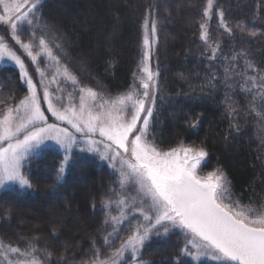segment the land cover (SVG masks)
Instances as JSON below:
<instances>
[{
  "label": "trees",
  "instance_id": "obj_1",
  "mask_svg": "<svg viewBox=\"0 0 264 264\" xmlns=\"http://www.w3.org/2000/svg\"><path fill=\"white\" fill-rule=\"evenodd\" d=\"M206 2L41 0V14L60 35L70 65H82L87 75L98 79L110 94L118 95L128 90L133 73L138 71L143 56L144 18L152 11L159 23L151 62L160 72L153 142L163 151L181 144L204 148L208 155L199 172L207 175L223 170L241 203L261 210L264 119L256 114L260 111L259 100L253 111L249 107L251 94L241 89L244 77L234 76L233 87L226 88L223 73L231 63L237 64L236 71H242L246 61L264 70V0H215L214 10L223 11L232 29L229 35L213 10L208 34L209 43L221 45L216 60L208 59L210 49L206 50L208 46L201 39ZM237 53L243 55L233 61L231 57ZM212 74L217 77L212 81L216 86L209 88L206 84ZM26 93L19 70L0 63V108L14 105ZM229 104L238 114L229 116ZM234 123H238L239 132L232 127ZM62 159L57 148H41L29 170L33 187L21 190L13 186L0 191V241L23 248L25 244L19 237H38L35 246L52 252L53 264L61 254L69 264H82L91 256L93 238L97 245L100 242L101 202L115 188L117 174L95 155L74 149L73 162L66 168L64 179L57 182L56 170ZM50 203L55 204L53 213L49 210V215L41 214L40 210ZM28 212H37L39 218L29 217ZM20 220L25 222L22 227L16 223ZM53 228L56 236L52 235ZM181 247L183 238L175 232L166 237L153 236L145 243L141 258L149 264H176ZM179 259L183 264H193L186 256Z\"/></svg>",
  "mask_w": 264,
  "mask_h": 264
},
{
  "label": "snow or ice",
  "instance_id": "obj_2",
  "mask_svg": "<svg viewBox=\"0 0 264 264\" xmlns=\"http://www.w3.org/2000/svg\"><path fill=\"white\" fill-rule=\"evenodd\" d=\"M212 8L213 0H207L205 17L210 18ZM219 17L220 26L231 35L232 29L224 20L223 11H219ZM42 19L41 0H0V25L7 26L11 39L37 65L35 72L41 77L42 89L41 95L21 55L0 36V61L7 58L18 65L28 89V94L18 103L6 106L0 113V189L14 185L21 190L31 189V163L49 140L55 141L64 152L56 170V181L63 180L66 168L73 162L74 146L83 143L79 152L98 154L101 160L108 161L118 177L115 181L118 189H110L108 198L101 202L105 212L103 242L97 247V240L93 238L89 248L91 256L84 264H149L140 259L145 243L152 236L166 237L173 232L183 238L176 264H183L179 259L182 256L198 264L202 258L218 264H264V204L261 210L243 205L221 169L199 174L198 167L208 155L204 148L181 144L163 151L153 142L160 88L159 68L153 71L149 63L159 23L153 12L149 11L144 18L143 56L128 90L109 99L92 88L80 87L78 105L71 93L67 96L68 103L63 104V88L57 74L72 85L80 82L67 65L62 66L61 71L60 58L54 55L45 39L48 26L33 27L30 32L22 28L23 25H39ZM200 28L201 39L208 46L206 50L211 52L208 59H218L221 45L209 43L205 24H200ZM24 35L28 36L27 42L22 39ZM251 35L255 37L256 33ZM54 47L62 49L58 43ZM41 55L57 65L48 84L43 83L47 77L39 67L38 56ZM240 55L243 53L231 59L236 61ZM236 69V63L225 66V87H233L234 76H243L241 89L251 94L249 107L255 111L259 100L260 111L256 114L264 119V70L251 61L245 62L242 71ZM249 70L252 74H248ZM216 78L212 74L206 87L214 88L212 81ZM53 84L61 95L50 91ZM58 103L62 106L57 107ZM228 111L229 116L237 113L230 104ZM46 113H50L55 122L49 123ZM61 125H69L74 132ZM192 126L195 127V123ZM232 127L240 131L238 123ZM97 136L99 139L95 138ZM133 191L134 194H130ZM113 206L117 215H112ZM52 235L56 236L55 228ZM18 239L25 247L0 241V264H53L50 259L53 253L35 246L38 237ZM102 251L111 254L102 257ZM59 261L69 264L63 254Z\"/></svg>",
  "mask_w": 264,
  "mask_h": 264
},
{
  "label": "rangeland",
  "instance_id": "obj_3",
  "mask_svg": "<svg viewBox=\"0 0 264 264\" xmlns=\"http://www.w3.org/2000/svg\"><path fill=\"white\" fill-rule=\"evenodd\" d=\"M214 6H215V0H213V8H212V10L210 12V17H211V15L213 13ZM206 7H207V2L205 4V8ZM214 14H215V16H216V18L218 20L219 25H220L219 11L218 10H214ZM208 19H209V17H205V21L203 22V24L206 25L207 32H208V22H209ZM44 24H46L48 26L47 29H45V31L48 33L45 36V39L49 41V46H51L53 48L54 55H56V56H58L60 58L61 71H62V66L67 65L68 68H69V71H71L74 75H76V77L78 78V80L80 82L78 85H72L70 82L64 81L62 75L57 74L56 78L61 81V85L60 86L63 88V93H62L63 96H64L63 104H67L68 103L67 96H68L69 93H71L72 96H73L74 103H76L78 105V103H79V95L78 94H79V88L80 87L92 88L93 90L98 91L105 98H109V99L115 98L116 96L120 95V94H118V95L110 94L105 89L104 85L98 79H96V78H94V77H92L90 75H87L86 69L82 65H80V64H74L75 67L73 68L70 65L69 55H68L66 49L64 48V46L62 44L60 35L51 26H49L43 19L39 22V25H34V26L23 25L22 28H27L28 31L30 32L33 27L39 28L40 26H43ZM39 34L40 33L38 31V35ZM0 36H3L5 38V40H6V42L11 47H13V49L15 51H17V54L18 55H21V58L24 60L26 66H28L29 74L32 75L34 83L37 84V88L38 89H41V85H40L41 77L39 76L38 73L35 72V68H36L37 65L36 64H33L32 61H31V59L29 57H27V54L24 53V51L22 49H20L19 45H16L15 44V41L14 40L11 39V36H10L9 32L7 31V26L0 25ZM22 39H24L25 42H27L28 41V36L27 35H24V36H22ZM151 39L152 38L150 36V40ZM156 41H157V36H156ZM57 43L62 46V49L61 50H58V49H56L54 47V45L57 44ZM155 44L152 46L151 55H152V51L154 49ZM38 61L40 62L39 63V67L45 71L46 77H47V78L44 79L43 83L44 84H48L49 79H51L52 78V75L56 73L57 65L50 58H48L46 55L38 56ZM0 63L1 64L13 65L20 72L19 66L16 65L13 61L8 60L7 58H5L3 61H0ZM149 63L151 65L153 71H155L156 68H155V66H153L151 60L149 61ZM24 84H25V86L27 88V84L25 82H24ZM56 88H57V85L56 84H53L50 87V91H53L56 95H61V93L55 91ZM27 94H28V89H27V93L25 95H27ZM41 95H42V89H41ZM18 102L19 101H17L16 103H18ZM6 106H8V105H6ZM6 106L0 108V113H2L5 110ZM11 106H14V105H11ZM61 106L62 105L60 103L57 104V107H61ZM43 107L46 108L47 105L44 104ZM46 115H48L50 117L49 123L55 122V118L54 117H51V114L50 113H46ZM61 126L62 127H69V130L74 132V129H71V127L69 125H61ZM77 135H79V134H77ZM95 138L99 139L98 136L95 137ZM43 147H54V148H57L58 150H60L62 152V155L64 156L63 150L60 149V147L55 143V141H51V140L46 141L45 144L41 146V148H43ZM81 147H84V144L83 143L74 146V149H79ZM91 154L95 155L98 159H100V156L98 154H95V153H91ZM101 161H103L104 163H106L109 166L108 161H105V160H101ZM110 169L113 170L111 167H110ZM198 173L201 174L199 172V167H198ZM117 179H118V177H117ZM11 187H13V186H11ZM14 187H18V186H15L14 185ZM6 188H9V187H6ZM115 188L118 189V185L117 184H116ZM2 190L3 189H0V191H2ZM130 194H134V191H133V193H130ZM112 198L115 199L116 197H112ZM35 207L39 208V206H37V205H35ZM47 207H48L47 209H44L43 208L44 210L43 209L40 210L41 211V214L43 213L44 215H49L48 214L49 213V210H51V214L55 210V204L54 203H50ZM102 211H103V221H104V219H105V212H104L103 209H102ZM37 214H38L37 212L36 213L35 212H28V216L31 217V218H33V219L39 218V215H37ZM117 214H118L117 213V210H116L115 206H113L112 215H117ZM51 219H52V217H51ZM16 223L18 224V226H21V227L23 226V224H25V222L22 221V220L17 221ZM103 229H104V225H103V228H102V232L100 234V242L97 245V247H99L102 244V242H103L102 241V237H103L104 234H106L103 231ZM107 231H109V232L112 231V228L109 227L107 229ZM122 235H125L126 236L127 233H122ZM117 246H119V243L118 242H117ZM110 254L111 253L108 252V251H102V257L103 256H108ZM187 258L193 264H198L197 261H193L190 257H187ZM41 259H43V258H41ZM140 259H142V258L140 257ZM87 260H89V259H87ZM87 260H85V261H87ZM0 261H2V258H0ZM202 261L207 262V263H210V264H218V262L211 261V260H208V259H205V258H202L201 259V262ZM84 262L82 264H84Z\"/></svg>",
  "mask_w": 264,
  "mask_h": 264
}]
</instances>
